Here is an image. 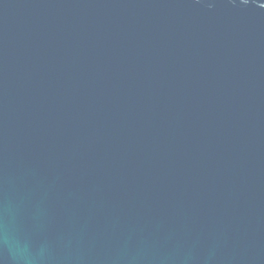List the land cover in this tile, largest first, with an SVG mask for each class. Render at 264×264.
I'll return each mask as SVG.
<instances>
[{
	"label": "water",
	"instance_id": "95a60500",
	"mask_svg": "<svg viewBox=\"0 0 264 264\" xmlns=\"http://www.w3.org/2000/svg\"><path fill=\"white\" fill-rule=\"evenodd\" d=\"M0 264H264V0H0Z\"/></svg>",
	"mask_w": 264,
	"mask_h": 264
}]
</instances>
